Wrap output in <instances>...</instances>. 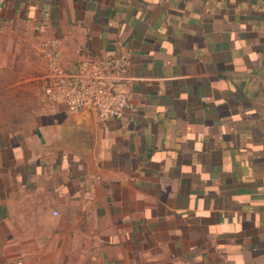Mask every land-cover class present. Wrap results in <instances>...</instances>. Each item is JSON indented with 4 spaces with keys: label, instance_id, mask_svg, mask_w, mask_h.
Segmentation results:
<instances>
[{
    "label": "crops",
    "instance_id": "crops-1",
    "mask_svg": "<svg viewBox=\"0 0 264 264\" xmlns=\"http://www.w3.org/2000/svg\"><path fill=\"white\" fill-rule=\"evenodd\" d=\"M40 24L67 67L128 53L131 107L14 104ZM49 220L52 264H264V0H0V254Z\"/></svg>",
    "mask_w": 264,
    "mask_h": 264
},
{
    "label": "built area",
    "instance_id": "built-area-1",
    "mask_svg": "<svg viewBox=\"0 0 264 264\" xmlns=\"http://www.w3.org/2000/svg\"><path fill=\"white\" fill-rule=\"evenodd\" d=\"M37 28L42 33L46 27ZM38 50L44 62L42 102L62 101L70 111L91 110L101 120L120 117L131 107L127 87L137 78L131 74L128 53L88 54L71 68L65 64L61 38L41 39ZM52 213L59 214L57 210Z\"/></svg>",
    "mask_w": 264,
    "mask_h": 264
},
{
    "label": "rangeland",
    "instance_id": "rangeland-1",
    "mask_svg": "<svg viewBox=\"0 0 264 264\" xmlns=\"http://www.w3.org/2000/svg\"><path fill=\"white\" fill-rule=\"evenodd\" d=\"M37 29L34 31L35 41H32L31 47H23L21 51H18L20 49L19 46L14 45L11 47V55L16 59L13 61L14 70L12 75V101L14 104L42 103L44 62L38 53L39 32ZM52 224L51 220L46 222L49 229L45 232V237L34 239L38 242L39 252L28 254H0V264H52L55 261H61L59 255H55L52 252ZM42 249H46V251L40 252ZM64 257L66 261H69L68 254L64 255ZM72 258L73 260L76 258L80 262L85 261L84 254L72 255Z\"/></svg>",
    "mask_w": 264,
    "mask_h": 264
}]
</instances>
